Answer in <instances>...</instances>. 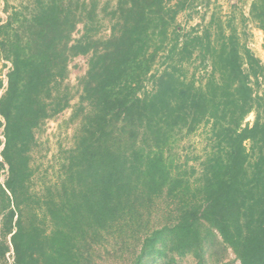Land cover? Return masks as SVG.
I'll list each match as a JSON object with an SVG mask.
<instances>
[{
	"label": "trees",
	"instance_id": "trees-1",
	"mask_svg": "<svg viewBox=\"0 0 264 264\" xmlns=\"http://www.w3.org/2000/svg\"><path fill=\"white\" fill-rule=\"evenodd\" d=\"M212 1L20 0L4 17L0 0V264H101L106 244L130 264H206L216 245L264 264V61L235 17L178 22ZM243 20L264 32V0ZM69 108L73 144L38 190L37 134ZM201 128L194 164L180 146Z\"/></svg>",
	"mask_w": 264,
	"mask_h": 264
},
{
	"label": "rangeland",
	"instance_id": "rangeland-1",
	"mask_svg": "<svg viewBox=\"0 0 264 264\" xmlns=\"http://www.w3.org/2000/svg\"><path fill=\"white\" fill-rule=\"evenodd\" d=\"M9 4H18L20 0H4L1 6V11L4 17L7 13L3 10L5 2ZM252 0H216L212 1L210 6L203 3L199 6L198 11L192 12L190 17L189 12H183L178 18V22L186 29L191 28L197 24H205L214 11H216L224 20L235 17L234 23L237 25L242 38L247 41L248 46L264 61V32L259 30L253 22L247 20L244 22L243 14L249 16V8ZM235 5V6H234ZM82 26L79 25L78 31L75 36L79 35ZM109 33V23L105 21L103 34ZM0 59V76L6 78V74L10 67L7 63ZM87 69L86 58L79 56L71 61L69 82L75 87L78 78L85 73ZM193 69V66L191 70ZM201 73V72H200ZM150 86V85H149ZM257 91L264 94V80L260 86H256ZM1 94V92H0ZM76 97L73 102H76ZM72 109L69 108L59 114L57 117L47 121L44 131L37 134L38 146L33 152V165L35 167V176L33 187L41 189L46 183L54 182L59 176V167L62 152L64 149L70 148L73 144V135L76 124L69 121ZM255 118L254 113L248 115L246 121L252 122ZM205 131L201 128L197 133L185 138L181 143L180 151L183 158L190 156V162L197 164L194 160L195 156L204 154L205 148ZM4 173L1 176L3 180ZM164 206L158 205L154 214L152 222L156 225L162 224L166 218L163 211ZM99 262L101 264H130L131 253L128 250H121L118 244H106L101 250H98ZM206 264H241L236 258L235 253L231 248H224L223 246L216 245L209 247L205 251ZM177 264H200L198 258L194 254L187 256H177Z\"/></svg>",
	"mask_w": 264,
	"mask_h": 264
}]
</instances>
